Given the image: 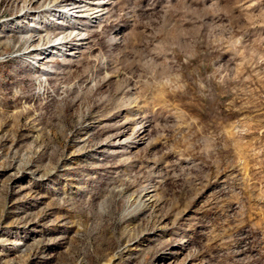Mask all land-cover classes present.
Masks as SVG:
<instances>
[{
    "label": "rangeland",
    "instance_id": "rangeland-1",
    "mask_svg": "<svg viewBox=\"0 0 264 264\" xmlns=\"http://www.w3.org/2000/svg\"><path fill=\"white\" fill-rule=\"evenodd\" d=\"M0 264H264V0H0Z\"/></svg>",
    "mask_w": 264,
    "mask_h": 264
},
{
    "label": "bare ground",
    "instance_id": "bare-ground-1",
    "mask_svg": "<svg viewBox=\"0 0 264 264\" xmlns=\"http://www.w3.org/2000/svg\"><path fill=\"white\" fill-rule=\"evenodd\" d=\"M73 8V7H72ZM74 10V9H73ZM26 12H28V11H26ZM21 15V13H19V16ZM23 15V14H22ZM63 16H65V18H68L69 20H71L72 19V17H74L75 16V12L74 11H72L71 9H66L64 12H63V14H62ZM18 16V17H19ZM93 18V17H92ZM72 21V20H71ZM31 25V24H30ZM62 44V43H61ZM61 44H60V41H56L55 42V44L51 47V49H52V54H58V55H60V54H63V55H65V53H64V48H62V46H61ZM39 48V47H38ZM38 48H30L29 47V49H26V53L27 54H29V55H31V60H33V61H36L37 59H39V55L40 54H45L48 50L47 49H38ZM49 52V51H48ZM73 53V52H72ZM71 52H70V54H68V55H71L72 54ZM32 54H33V56H32ZM122 141V140H121ZM126 143V142H125ZM148 196V195H147Z\"/></svg>",
    "mask_w": 264,
    "mask_h": 264
}]
</instances>
